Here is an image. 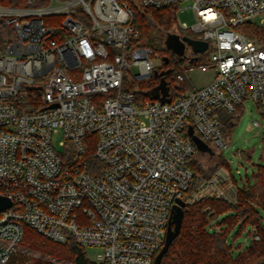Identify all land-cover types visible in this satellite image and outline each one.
<instances>
[{"label": "built area", "instance_id": "2783aa9c", "mask_svg": "<svg viewBox=\"0 0 264 264\" xmlns=\"http://www.w3.org/2000/svg\"><path fill=\"white\" fill-rule=\"evenodd\" d=\"M36 1L0 7V196L12 203L0 211V264H11L25 228L56 244L98 248L95 264H153L177 200L237 203L228 168L203 178L189 167L197 150L183 133L191 126L220 153L228 144L220 112L239 116L251 101L264 118V40L237 30L264 14V0ZM183 3L196 22L177 28L208 44L209 63L199 69L214 79L174 100L169 93L168 103L138 99L137 85L156 70L150 48L130 46L134 13ZM49 17L62 19L47 24ZM30 90L40 110L22 108ZM90 137L102 165L93 172L82 158Z\"/></svg>", "mask_w": 264, "mask_h": 264}, {"label": "trees", "instance_id": "16d2710c", "mask_svg": "<svg viewBox=\"0 0 264 264\" xmlns=\"http://www.w3.org/2000/svg\"><path fill=\"white\" fill-rule=\"evenodd\" d=\"M45 2L46 0H37L35 6L43 5ZM23 6H25V0H0V7L21 8ZM176 9L177 7L137 9L134 13L133 27L138 35L136 39L130 41L131 47L150 48L153 53H157L161 57L162 66L157 72L170 71L164 79L169 86L171 100L181 97L179 92L186 87L184 85L186 80L182 82L176 81V75L183 74L179 66L185 59L171 55V52L165 48L164 41L169 33L191 38L177 28L175 23ZM61 19L60 17H49L45 18L44 21L47 24H56ZM243 28H246L244 32H242ZM237 30L251 39L264 40V30H258L251 24L240 26ZM164 57L168 58L167 64L162 61ZM198 61L199 58L197 61L186 60L189 67L195 66L194 63ZM158 83L159 77L155 76L150 78L148 82L139 83L137 85L139 91L137 98L143 101L148 100L147 91L154 88ZM22 108L25 111L40 110L42 105H40L39 92L30 90ZM237 116L236 113L220 112L225 139H227V133L236 124ZM183 137L188 138L185 132ZM87 143L88 148L82 158L88 163L89 170H92V172L93 170H100L102 165L92 157L94 137H90ZM198 152L188 162L189 167L197 176L209 178L219 167L228 168L226 162L214 153L215 157L218 158V163L214 167L204 170L197 162L196 155ZM214 155L209 156L210 159ZM60 156L65 163L68 162L70 157L65 154ZM254 179L253 185H246L242 182L241 187L233 180L238 189L237 203L235 205L203 199L194 205L185 207L179 235L171 243L161 264H264V226L262 225V218L257 211L258 208L264 211V164L258 167ZM226 213L231 216L227 220L222 221L224 229L218 233H210L208 226ZM235 224H240V228H243L246 224L251 225L256 230L254 235L259 237L258 241L252 239L249 248L237 256L232 255L227 244L228 233ZM20 245L33 253L63 259L72 264H91L86 258L84 249L73 241L70 240L64 245L56 244L38 236L29 228L24 229ZM14 260H16V257L11 259V264ZM31 264L41 263L32 261Z\"/></svg>", "mask_w": 264, "mask_h": 264}, {"label": "rangeland", "instance_id": "374dc122", "mask_svg": "<svg viewBox=\"0 0 264 264\" xmlns=\"http://www.w3.org/2000/svg\"><path fill=\"white\" fill-rule=\"evenodd\" d=\"M195 15L189 5L186 3L181 4L180 9H176L175 23L180 26L185 25L191 27L195 24ZM250 24L258 30H264V14L253 17L250 20ZM246 28L242 29L244 32ZM191 38H198L197 35L190 32H185ZM191 48L186 47L185 56L190 55ZM210 50H206L204 53L199 54L198 62H195V66L189 67L186 60L180 63L181 72L186 75V86L184 90L180 91V95L183 96L193 89L203 87L214 79L212 71L201 72L199 69L200 64L209 63ZM152 64L154 69L158 71L161 69V57L157 53L152 55ZM182 64V65H181ZM133 72L136 73V69L133 68ZM149 80H147L148 82ZM146 82V81H143ZM177 97V96H175ZM240 115L236 118V124L231 128V131L227 133V150L215 153L219 155L228 166L231 176L236 181L237 185L241 187V180L247 185L254 184V175L257 172L259 166L264 164V118L259 114L255 108V104L251 101L245 102V108L240 109ZM258 121L261 123V127L254 128L252 121ZM52 143L57 151H61L62 147L59 145L61 141L60 133L52 135ZM208 158L206 155H201L199 152L196 155L197 162L203 167L204 170L214 167L218 163L217 157ZM239 172V174H238ZM258 214L262 218V225L264 226V211L260 208L257 209ZM231 215L229 213L223 214L218 217L213 223L208 226L210 233H218L224 229L222 225L223 220H227ZM240 224H235L231 227L228 236L227 244L230 247L233 256L247 250L252 242L253 235L256 233L254 227L246 224L243 228H240ZM87 260L91 264L98 263L100 260L101 250L98 248L85 247L83 248ZM16 260L12 264H31L32 261L40 262L41 264H69L68 261L63 259H57L48 255H41L39 253H33L19 244L17 253L14 254Z\"/></svg>", "mask_w": 264, "mask_h": 264}, {"label": "water", "instance_id": "95a60500", "mask_svg": "<svg viewBox=\"0 0 264 264\" xmlns=\"http://www.w3.org/2000/svg\"><path fill=\"white\" fill-rule=\"evenodd\" d=\"M164 46L167 50L171 52V55L180 58L185 57V49L187 46L191 48L192 53L194 55L202 54L208 48V44L206 42L198 41L188 37H180L179 35L173 33L167 34L164 41ZM196 60L197 59L194 58V61ZM162 61L167 64L168 58L164 57ZM169 73V70L162 71L160 73H158L157 71L154 72V76L159 77V83L154 88L147 91V97L149 100H156L161 103L170 102V98L168 97L169 86L167 85L164 79L165 76ZM186 133L190 141L194 144L197 151L202 154H207L210 157L214 155V152L208 147V145L205 144L199 137L194 134V130L191 126H188ZM11 206L12 203L8 198L0 196V211L9 209ZM185 207V203L181 200H177L176 204L173 205L169 217L164 244L158 254L155 256L153 264H161L162 259L167 253L171 243L179 235L184 217Z\"/></svg>", "mask_w": 264, "mask_h": 264}]
</instances>
